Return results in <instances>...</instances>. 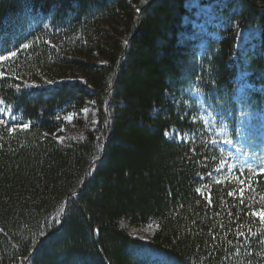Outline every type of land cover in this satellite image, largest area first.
Wrapping results in <instances>:
<instances>
[{"label": "trees", "instance_id": "obj_1", "mask_svg": "<svg viewBox=\"0 0 264 264\" xmlns=\"http://www.w3.org/2000/svg\"><path fill=\"white\" fill-rule=\"evenodd\" d=\"M0 56V264H264V176L225 142L264 129V0H0Z\"/></svg>", "mask_w": 264, "mask_h": 264}, {"label": "rangeland", "instance_id": "obj_2", "mask_svg": "<svg viewBox=\"0 0 264 264\" xmlns=\"http://www.w3.org/2000/svg\"><path fill=\"white\" fill-rule=\"evenodd\" d=\"M189 8L193 10L194 16L196 17V19L199 20L193 23V26L204 34L206 30L211 27V23L214 20V17L211 15V13L213 12L212 5H207L205 3H201L200 1H192L189 4ZM214 24L215 23H213L212 26H215ZM212 36H215V34H212ZM254 39L255 36H253L250 32L240 33L238 35V41L236 43L237 50L239 52H243L244 50H251L252 47L250 46V44L253 42ZM74 80L80 82L82 81V78L80 76L74 77L73 75H71L67 78L66 82H72ZM31 85L32 87L30 88L36 90L47 88L42 87V85ZM193 99L194 101L199 103V98L197 96L194 95ZM203 108L206 110L204 106ZM203 108L199 106L201 119L207 122L208 129H210L212 132V130H215L214 121H212L211 118H208V115L205 113V110ZM206 112L208 113V110H206ZM86 113L87 112L82 113L84 115V118L81 122H87L88 124H92V114L88 113L87 115ZM68 116L69 115H67V117ZM67 121L70 122L68 119ZM70 127L73 128L72 126ZM260 130L261 129L256 130L255 133L254 131H251V138H254V136H258V139L255 140L256 142H250L251 140L249 139V136L247 135L246 131L242 132L238 138L232 139L230 143L231 145H229V158L234 166L243 167L264 175V171H262V169H264V129L261 131V133H259ZM51 136H54L60 142H62L63 140L68 141L75 140L78 138L77 131L65 128L57 129ZM152 231L153 227L151 226L130 230L132 237L139 238L144 241L148 240Z\"/></svg>", "mask_w": 264, "mask_h": 264}, {"label": "snow or ice", "instance_id": "obj_3", "mask_svg": "<svg viewBox=\"0 0 264 264\" xmlns=\"http://www.w3.org/2000/svg\"><path fill=\"white\" fill-rule=\"evenodd\" d=\"M24 47L27 48L28 45L25 44ZM15 55H16L15 52H12V53H11V56H15ZM5 59H8V57L0 56V60H5ZM3 75H4V73H3V72H0V77H2ZM29 87H32V85H29ZM17 89H19V86H17ZM4 105H5V99L0 98V125H5V126H7V123H8V121H7V116H8V113H9L10 109L6 108ZM83 111H84V112H87L88 109H83ZM57 118H59V117H57ZM73 118H74L73 115H69V116L67 117V119H68L69 121H71ZM12 119L14 120L15 117L13 116ZM21 127L24 128V129H26V128L29 127V124H23V125H21ZM15 130H16V129H15L14 127H12V128H8V131H9V132H14ZM166 135H168V133H166ZM177 138L182 139L183 137L180 135V133H177ZM225 142H226V143H231L230 140H226ZM219 170H220V169H218V171H219ZM262 171H264V169H262ZM196 192H197V193H200V192H201V189H200V188H197V189H196ZM228 195L232 196V195H235V193H234V192H229ZM242 196H243V192H241V197H242ZM209 203H211V199H210V197H209ZM256 214H257V213H253V215H256ZM259 215H260V218H261V219H264V211L259 212ZM240 235H243V233H240ZM253 235H254V234H253Z\"/></svg>", "mask_w": 264, "mask_h": 264}]
</instances>
